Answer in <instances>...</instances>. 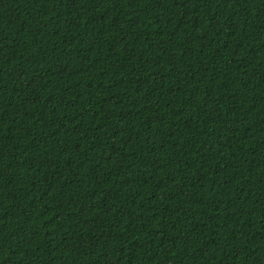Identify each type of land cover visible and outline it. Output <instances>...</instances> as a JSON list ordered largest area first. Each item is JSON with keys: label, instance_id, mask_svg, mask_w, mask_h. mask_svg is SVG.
Listing matches in <instances>:
<instances>
[{"label": "trees", "instance_id": "1", "mask_svg": "<svg viewBox=\"0 0 264 264\" xmlns=\"http://www.w3.org/2000/svg\"><path fill=\"white\" fill-rule=\"evenodd\" d=\"M0 264H264V0H0Z\"/></svg>", "mask_w": 264, "mask_h": 264}]
</instances>
